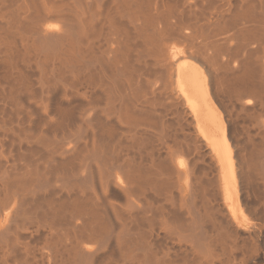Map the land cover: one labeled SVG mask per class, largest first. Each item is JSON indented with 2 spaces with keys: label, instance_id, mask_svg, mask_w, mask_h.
<instances>
[{
  "label": "bare ground",
  "instance_id": "obj_1",
  "mask_svg": "<svg viewBox=\"0 0 264 264\" xmlns=\"http://www.w3.org/2000/svg\"><path fill=\"white\" fill-rule=\"evenodd\" d=\"M0 264H264V0H0Z\"/></svg>",
  "mask_w": 264,
  "mask_h": 264
}]
</instances>
